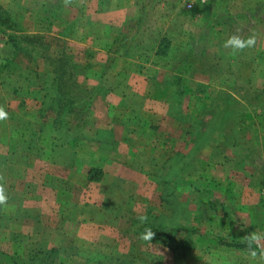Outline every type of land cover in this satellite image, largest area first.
Wrapping results in <instances>:
<instances>
[{"label":"rangeland","instance_id":"374dc122","mask_svg":"<svg viewBox=\"0 0 264 264\" xmlns=\"http://www.w3.org/2000/svg\"><path fill=\"white\" fill-rule=\"evenodd\" d=\"M191 1L192 7H188L186 2V8L176 9L178 20L174 22L176 29L172 28L177 31L185 28L192 34L189 51L187 49L183 54L185 57L181 55L180 58H196L194 66L188 72L194 74V80L200 79L201 83L188 80L181 85L179 76L171 75L174 70L184 73V68L178 67L175 60H171L178 50L173 49L159 33L156 36V30L152 29L156 22L154 17L157 15L151 10L153 21L146 25L147 34H151L149 39H145V46L151 48L147 57L164 67L168 73L167 80L172 82V85L167 87L173 94L166 104L149 103L147 109H144L146 103L136 99L134 113H129L132 117H126L125 129L112 126L108 121L102 123L91 112L90 117L97 120L96 124L90 129H84L76 137L72 136L66 129L57 128L58 123L42 109L48 103L44 102L48 99L44 97L47 88L36 85V82L46 76L43 73L36 76L28 71L27 66H23L28 63L27 55L19 54L17 64L3 70V78L9 75L18 78L20 73L22 76L30 73V85L34 81L33 86L30 88L26 85L23 92H30V95L32 93L38 102L21 101L14 117L0 118V123L8 121L13 124L16 137L13 141L14 151L21 154L20 157L24 160L4 167L5 172L2 175L8 174L14 180L12 197L16 202H19L18 196L26 187L35 193L41 190L43 179L47 181L44 186L51 188L46 187L47 191L44 192L49 195L47 206L26 207L20 202L23 204L21 206L29 209L26 211L30 212L32 220L28 225L22 224V220L26 219L23 212L25 209H20L13 218L1 217L2 223H7L9 229L11 222H14V225H11L12 230H0V251L21 254L24 245L26 251L58 247L57 255L53 259L49 258L44 264H98L100 261L110 264L111 260L116 264H121V260L128 261V264H144L142 256L148 258L147 253L151 252L165 256L160 261L164 262L157 261L158 264L254 263L253 260L257 259L258 254L235 245L237 240H244V233L237 230L232 235L231 231H228V234L225 230H218L220 223L217 222L214 212L222 214L221 199H226L227 210L232 208L233 215L242 221L240 230L245 232V229H251L255 222H259L260 231L255 236L259 248L264 249V172L260 171L262 160L256 156L251 158L248 164H244L245 166L236 162L232 169L226 165L225 171L221 170V164H229L240 149H246L250 144L255 146L251 140L257 138L259 131L264 129V101L259 95L262 89L253 84L249 85L250 82L243 79L241 73L236 74L240 76V80L231 84V66L238 65L239 61L237 64L235 59L232 60L235 54L230 51L213 61L214 57L210 52H218L220 47L213 48L204 44L209 23L196 20L202 10V1ZM215 1L221 5L236 2L212 0L210 3ZM6 3V0H0L1 6ZM78 9L81 12L84 6H78ZM182 9L193 12L187 16L181 13ZM22 11L24 12V9L21 8ZM229 18L230 15H227L225 19ZM4 23L0 21V40L7 39L8 33L11 32ZM77 24L78 30L83 31L81 29L85 23L78 21ZM23 25L24 23H21V27H24ZM60 25L65 28L68 24ZM113 25L121 29L126 26ZM124 30H127V27H124ZM237 30L238 34L235 35L245 38L246 28L239 27ZM45 41V53L62 55L67 52L74 62L81 63L74 57V53L70 52L68 44H62L60 40L49 37ZM63 45L66 46L63 48ZM86 72V69H83L75 77L84 91L90 86L88 81H82L88 77ZM130 77L131 75L125 77L128 83ZM206 77L209 78L207 84L202 82ZM257 77L259 76L255 75L252 81L257 83ZM94 78L99 79L96 74ZM114 79L119 78H110L107 81ZM132 82L136 84L134 80ZM182 89L184 93L179 94ZM110 92L101 95L97 102L99 111L107 104ZM29 139L32 141L28 145L25 141ZM248 149L252 151V148ZM39 157L48 163L37 162ZM28 159H33V167H30ZM207 162L210 163L207 165ZM91 167H102L103 178L90 179ZM231 172L234 173L232 176L248 183L250 189L243 195V191L239 192L238 187L228 186L227 191L231 189V193L226 192V197L216 191L217 207L211 210L208 200L197 184L205 179L209 183V178L214 179L216 175L220 180L212 182V186L221 185L224 189V186L230 183ZM228 173L229 177L226 179ZM56 177L57 180L53 181ZM164 178L168 179L169 184H164ZM254 184L256 188H252ZM249 195L253 200L257 199V202L253 203ZM244 196L246 200L243 202ZM75 201V205H71V202ZM106 203L112 208H117L120 215L114 216L113 212L107 214ZM58 206V226L43 224L39 219H43L44 212L41 209H54ZM254 213L257 219L254 218ZM143 215L147 216L148 221H139ZM159 215H164V218L161 219ZM50 217L56 219L55 214ZM144 223L147 227L151 223L170 227L171 232L176 234V240L186 237L184 247H180L183 250L172 254L160 243L146 240L149 234H135L134 228L138 229ZM23 226L30 232L22 233ZM227 227L229 229L230 225ZM54 229L59 245L51 244L53 242L48 240ZM11 231L14 232L10 234ZM229 242L233 244L228 245ZM3 253L0 254L4 256ZM115 255H119L121 259L114 261L112 257ZM24 256L28 257L27 254Z\"/></svg>","mask_w":264,"mask_h":264},{"label":"crops","instance_id":"0c3cea01","mask_svg":"<svg viewBox=\"0 0 264 264\" xmlns=\"http://www.w3.org/2000/svg\"><path fill=\"white\" fill-rule=\"evenodd\" d=\"M6 1L7 3L5 4V7L9 9L13 8L16 4H20L24 7V12H21V15L24 16L22 18L24 27H22V31L17 33H42L46 38H55L60 40L62 44L69 45L68 48L70 49V52L74 53V57L80 61L81 64L86 66V76L88 77L82 79L83 82L85 80L88 81L90 86L98 84L99 79H93V76L96 72L99 73V71L103 70L104 65L112 53L115 60L110 73L116 74L120 80H124V85L127 84L130 86L129 92H131V94L132 92H137L138 95L142 96V99H144V102L146 103L144 109L148 108L149 103L159 102L166 104L170 101L173 92L170 88L168 90L167 86L172 85V82L167 80L168 73H166V70L162 65L158 64V62H154L152 59L143 58L139 53L134 54L132 48H127V46L122 48L118 53L111 51L110 47L113 40H120L124 35L120 31L112 30V25H123L126 24L127 21L139 20L140 17H144L146 21L150 22L153 17L150 12L152 10L153 13H156L157 15V17H154L156 18V22L154 21L155 25L152 28L156 30V36L159 33V36L162 38L169 37L170 45L173 49L178 51L185 50L191 41L192 34L186 31L185 28H181L177 31L173 30L172 27H176L174 22L178 20V17L175 14L177 12L176 9L180 7L186 8V0H65L62 9L60 8L58 11L59 14L54 18H51L53 21L52 23L54 24L46 30H40L36 25L40 20L39 18L43 11L44 0H21V2H18L17 0ZM210 1L212 0L205 2L202 1V8H200L202 10H200L199 18L196 20L209 21L210 23V29L208 30V35L205 37L204 44H206V46L211 45L213 48L220 47L218 52H210V54L213 55L212 57H214L213 61H217L222 54L227 55L229 51L234 53L235 55L232 60L235 59L237 64L239 61V64L231 66L232 72L229 78V80L233 79V81L230 80L231 84L233 85L237 80H240V76L236 74L241 73L242 76H244L243 79L245 78L248 83L250 82L249 85L253 84V86L260 87L264 95V0H235L236 2H234V4L224 3L225 5H221L217 3V1L211 2V4ZM78 6H84V9L80 12ZM191 12L193 11H189L190 14ZM227 15H230L229 19H225ZM78 21L85 23V26L81 29L83 31L78 30ZM60 23H67L68 25L63 28ZM259 23L261 24L258 25ZM124 27L126 26H123V31H125ZM239 27L240 29L246 28L247 33L245 39L253 38L254 43L238 50L225 48L224 42L229 37V31L230 35H235ZM65 46L66 45H63V48ZM15 56L16 49L13 42H11L8 37L7 39L2 38L0 40V110L6 112L9 117H14V115H16L15 110L18 105H20L21 101L23 102L27 100V103H31L33 100L38 102L32 93L30 95V92L26 94L23 92L26 85L30 88L33 86L34 81H32L30 85L31 78L29 76H22L20 73L18 74V78L12 76L3 78V64L7 61L9 62V59L13 61ZM18 56L19 55L17 54L15 58L16 62ZM27 62V65L24 63L23 66H29L30 71L36 76H41L42 73L46 76L48 71L52 69V65L46 61L44 56H39L33 61L28 59ZM12 63L15 64L14 61ZM194 64L190 62H187L184 65L178 64V67L184 68V73H178L174 70L171 75L179 76L178 79L181 85L188 80H193L200 84L201 80H194V74L192 75L188 72ZM89 71H92V73H89ZM126 75H131L129 83L126 81ZM255 75L259 76L257 77V83L252 81V78H254ZM40 79L36 82V85H42L45 87L47 84L45 82L46 77L43 79L44 81ZM133 80L136 82L135 85L132 82ZM202 82H205L206 84L209 83V78L206 77L205 79H202ZM234 96L237 97V100H240L237 95ZM133 98L134 97H131V95L124 97L117 91H111L110 94H108L105 107L100 109V111L98 110L97 102L101 99L100 95L93 104L92 112L102 123L108 121L112 126L125 129L124 124L126 123V117L128 118L131 116L129 113H134V108L136 106L134 103H136L135 101L137 98ZM262 101H264V96ZM122 103L124 104L123 106ZM133 117H135V115H133ZM259 132V136L251 140L254 142L255 146L250 144L251 146L248 148H252V151L257 150V153L261 152V154L264 155V129ZM14 140L15 135L13 124L8 121L0 123V192L6 197L5 200L0 201V230L13 229L11 225L13 226L14 222H11L9 229L7 223H2L3 220L1 217L5 216L7 218H13L15 215L17 216L20 209H25L23 212L25 213L24 216L26 215V219L24 221L22 220V224L25 226L28 225L32 219H30V212L26 211L29 209L24 206H47L46 201L49 197V195L44 192L47 191L46 187L50 186H44L47 181H44L43 179V181H41V183L43 182L41 184L43 185L41 190L39 189L35 193V191H31V189L26 187L20 193L21 200H19V202H16L13 199L12 195L15 182L8 174L2 175V173L5 172L3 171L4 167H8L13 164V162L24 161L22 157H20L21 154H17L14 151ZM28 160L31 165L33 159ZM37 162L43 164L48 163L45 159H41V157L37 159ZM33 164L30 167H33ZM233 174V172L230 174V183H228L226 187L224 186L225 191L231 193V189L230 191H227V188L228 186H233V188L238 187L239 192L243 191V195H245L246 191L250 189L248 186L249 184L239 178L237 179L236 176H232ZM56 180L57 177L53 179V181ZM253 187L256 188L255 184L252 188ZM255 194L257 195L256 192ZM250 198H252V196H250ZM245 200L246 197L244 196L243 202ZM76 201L71 202V205H75ZM20 202L23 203L24 206H21L23 204H20ZM252 202H257V199ZM45 208L41 209L42 212H44L43 219L40 218L42 223L57 227L58 221L56 220L60 218L58 215L60 214L59 206L56 208L54 207V209L51 207L50 209L47 207ZM54 214L56 215V219L55 217H50V215ZM214 214H216L217 222L220 223L218 230L222 232L225 230V232L228 233V231H231L232 228H234V225L229 218L217 212H214ZM253 216L257 219L255 213ZM229 225L230 228L228 229L227 226ZM25 226L22 227V233L26 234L30 231L25 229ZM250 228L252 236L256 237L255 234L260 231L259 222H255ZM12 232L14 231H11L10 234H12ZM57 238V232L56 229H54L48 240L53 242L51 244L59 245L56 241Z\"/></svg>","mask_w":264,"mask_h":264},{"label":"trees","instance_id":"16d2710c","mask_svg":"<svg viewBox=\"0 0 264 264\" xmlns=\"http://www.w3.org/2000/svg\"><path fill=\"white\" fill-rule=\"evenodd\" d=\"M65 4V0H44L43 3V11L40 16V20L36 23L37 27L40 28V30H46L50 27L52 24L51 18H54L59 13L58 11L60 8L62 9V6ZM21 8L22 10L24 7L20 4H16L13 8H7L5 6L0 5L1 13H0V21L1 23H4L7 28L11 29V32L8 33V39L13 42L15 49H16V56L17 54H25L27 55L28 59L30 61H33L34 59H37L39 56H44L46 61L49 62L52 65V69L48 71L46 75V88L47 91L45 92L44 97L48 98L44 102L47 103V105L43 106L44 112L48 113L50 117H53L52 120L55 123H58L56 126L57 128L66 129L68 132L72 134V136L78 135L81 131L84 129H90L91 126L95 125L97 120L93 117L91 118V112L93 111V104L98 96L108 93L110 91H117L124 97H128L131 95V97H134L135 99H139L141 102H144V99H142L141 95H138L137 92H129L130 86L124 85V80L120 79H114L113 81L108 82L107 79L110 78H117L118 76L116 74L110 73L111 67L114 62V55L111 53L106 64L104 65L103 70L96 72V76L99 78V83L88 87L85 91L82 90L81 84L76 82L75 77L76 74L81 72L83 69H86V66L84 64H78L72 60L70 55H68L67 52H64L62 55H51L49 53H45V46L46 36L42 33H17L19 31H22L21 23L22 18L24 16L21 15ZM20 9V10H19ZM182 14H185L189 16V11L182 9ZM150 22L146 21L144 17H140L139 20L136 21H127L126 27L127 30L123 31L121 28L115 27L112 25V30L120 31L124 35L123 37L118 40H113L111 44V51L112 52H120L122 48L127 46V48H132V51L135 53H139L143 58L148 59V53L149 49L151 51V48L149 46H145V39H149L151 37V34H147V28L146 25ZM209 23V21H208ZM2 25V26H4ZM210 26V23L208 24ZM210 29V28H209ZM208 29V30H209ZM238 34V32L236 33ZM208 35V32H207ZM230 31H229V37H230ZM205 37V36H204ZM228 37V38H229ZM163 39H166L170 43L169 37H163ZM147 45V44H146ZM190 45V43H189ZM188 47L185 50L177 51L175 53L174 57H171V60H175L174 62L180 65H184L187 62H190L194 64V58L191 56L189 59L184 58L181 59L184 56V52L189 48ZM189 51V49L187 50ZM156 53V52H155ZM13 58V61L15 64H17L15 58ZM185 57V56H184ZM181 59V60H180ZM12 60L9 59V62L3 64V69H7L10 66L14 65ZM180 62V63H179ZM30 71L29 66L27 67ZM89 68V67H88ZM87 71V69H86ZM31 73V71H30ZM30 73L27 74V76H30ZM10 76V75H9ZM6 76V77H9ZM104 92V93H103ZM183 94L184 91L179 92V94ZM260 99L263 98V93H259ZM44 98V99H45ZM181 98V97H180ZM179 101V100H178ZM145 103V102H144ZM136 104V103H134ZM65 114V115H64ZM69 114V115H67ZM68 117H67V116ZM16 138V137H15ZM31 139L28 141H25V143H31ZM23 145V143H21ZM28 144V145H29ZM26 148V147H25ZM30 149V146L27 147ZM250 151V152H249ZM40 153V152H39ZM256 154V155H254ZM258 156L262 160V166L260 171L264 172V155L261 154V152H253L248 147L246 149H240L238 153L231 158V161L229 164H226L223 162L222 165V172L225 171L226 165L230 166L232 169L234 166V163L236 162L241 163V165L248 164L253 157ZM210 163V162H209ZM207 162V165L209 164ZM216 164V163H215ZM211 165V164H210ZM245 166V165H244ZM223 174V173H222ZM225 175V174H224ZM103 170L102 167H91L89 169V178L90 179H102L103 177ZM218 176L215 175V178H209V183H207V180L200 182L197 184L198 188L200 189V192L203 193L205 198L208 200V206L211 210H215L217 207L216 201L217 197L215 196L216 191L220 192L221 196H225L226 191L225 189L221 188V185L212 186V182H215L216 180H220L217 178ZM226 179L229 177V173L226 174ZM264 179V178H263ZM164 184H169L168 179L164 178ZM216 187V188H215ZM225 191V193H224ZM19 200H21V195L18 196ZM225 199V198H224ZM222 200V207L221 211L224 216H228V218L231 220L232 224L234 225L231 230V234L233 235L235 231L238 230L239 233L243 232L244 237L243 241L237 240L235 245L237 247H244L247 250L254 252L258 254L257 259L253 260L254 263L252 264H264V249L259 248V243L257 240L253 239V236L251 234V230L245 229V232L241 229L242 221L238 219L236 215H233L232 208L230 210H227L226 208V199ZM105 205L107 214L108 212L115 213L114 216H119L120 211L116 208H112L111 206L106 203ZM264 205V200H263ZM115 209V210H113ZM160 216V215H159ZM158 216V218H159ZM160 218H164L163 216H160ZM40 219V218H39ZM139 219V218H138ZM147 216L143 215L139 221H148L146 220ZM153 222V221H152ZM135 229V234L138 236H143L146 234H149V236H146V240L149 241H155L157 243H160L162 246H164L169 252L174 254V252L182 251L180 247H184L185 245V238H181L179 240H176V234H173L171 232L170 227H163L162 224H156L151 223L149 227L146 226L144 223L141 225L138 229ZM198 229V228H197ZM132 230V229H131ZM130 230V231H131ZM129 231V229H128ZM229 234V233H228ZM23 244H25L23 242ZM233 243L229 242L228 245H232ZM26 245H24V251L20 253H9V252H2L0 253L5 254L2 256L0 254V264H44L48 261V259L52 258L57 255L58 253V247H51V249L48 248H39L37 251H26L25 250ZM27 254L28 257H25L24 255ZM149 256L146 258L145 256H142V259L144 260V264H158L163 263L160 262L161 258H165V256L161 253H147ZM5 257V258H2ZM112 258H114V261H119L121 257L119 255H115ZM111 258V259H112ZM136 258V257H135ZM151 259V260H150ZM129 262H124L121 260V264H128ZM98 264H107L105 262L100 261ZM110 264H116V262H113L111 260ZM118 264V262H117ZM185 264V263H183Z\"/></svg>","mask_w":264,"mask_h":264},{"label":"clouds","instance_id":"9594fccd","mask_svg":"<svg viewBox=\"0 0 264 264\" xmlns=\"http://www.w3.org/2000/svg\"><path fill=\"white\" fill-rule=\"evenodd\" d=\"M254 43L253 38H243L239 35H231L225 42L224 47L225 48H232L233 50L242 49L246 46H250ZM7 113L3 110H0V117H6ZM6 197L3 195L2 192H0V201L5 200ZM253 239H257V237H253Z\"/></svg>","mask_w":264,"mask_h":264},{"label":"built area","instance_id":"2783aa9c","mask_svg":"<svg viewBox=\"0 0 264 264\" xmlns=\"http://www.w3.org/2000/svg\"><path fill=\"white\" fill-rule=\"evenodd\" d=\"M201 1H204L205 2V1H208V0H201ZM187 6L188 7H192L193 6V1H191V0L188 1L187 2ZM262 195L264 196V184L262 185Z\"/></svg>","mask_w":264,"mask_h":264}]
</instances>
